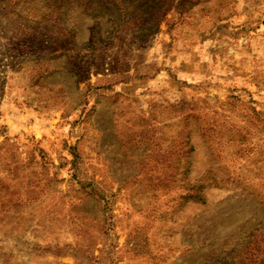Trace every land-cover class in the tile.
<instances>
[{"label": "rangeland", "instance_id": "374dc122", "mask_svg": "<svg viewBox=\"0 0 264 264\" xmlns=\"http://www.w3.org/2000/svg\"><path fill=\"white\" fill-rule=\"evenodd\" d=\"M0 264H264V0H0Z\"/></svg>", "mask_w": 264, "mask_h": 264}]
</instances>
